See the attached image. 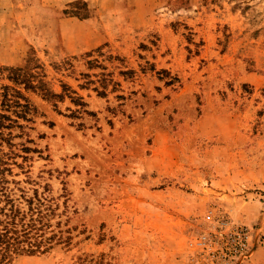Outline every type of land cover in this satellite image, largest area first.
<instances>
[{
	"label": "rangeland",
	"instance_id": "obj_1",
	"mask_svg": "<svg viewBox=\"0 0 264 264\" xmlns=\"http://www.w3.org/2000/svg\"><path fill=\"white\" fill-rule=\"evenodd\" d=\"M13 89L37 112L0 105V173L52 237L8 264H264V0H0Z\"/></svg>",
	"mask_w": 264,
	"mask_h": 264
},
{
	"label": "trees",
	"instance_id": "obj_2",
	"mask_svg": "<svg viewBox=\"0 0 264 264\" xmlns=\"http://www.w3.org/2000/svg\"><path fill=\"white\" fill-rule=\"evenodd\" d=\"M12 70L11 77L15 82L22 83L24 88H39L43 90V96L47 98L62 99L64 97L62 91L66 90L65 85H63L61 92H51L43 86L42 81L39 79L37 83H34L28 77L26 71L21 72L19 68H13ZM13 91L14 98L4 95L0 105L3 110H9L26 120H30L37 112L36 107L17 89H13ZM67 91L69 90L67 89ZM68 95L71 101L77 105L73 110L74 114L91 113L85 108L86 103L80 96L70 95V93ZM4 118L10 119L9 115L0 112V127L4 124ZM3 163L0 151V172ZM4 182L5 179L0 173V264H8L13 255L18 253H35L43 250L42 244L52 237V235L50 237L45 235L43 218L46 212L41 207L43 200L37 196V193L34 196L25 198L27 209H22L19 203L10 197Z\"/></svg>",
	"mask_w": 264,
	"mask_h": 264
},
{
	"label": "built area",
	"instance_id": "obj_3",
	"mask_svg": "<svg viewBox=\"0 0 264 264\" xmlns=\"http://www.w3.org/2000/svg\"><path fill=\"white\" fill-rule=\"evenodd\" d=\"M209 211L206 216L210 218L212 214ZM220 225L223 226L226 224V222L222 219H219ZM227 239L229 241V244L231 245L233 249V253L235 254H245L247 248H248V235L247 233H239L237 231H233L232 229H229L227 232ZM190 244L197 248H203L208 245L207 241V235L206 233H203L202 231L197 234V236L191 240Z\"/></svg>",
	"mask_w": 264,
	"mask_h": 264
}]
</instances>
